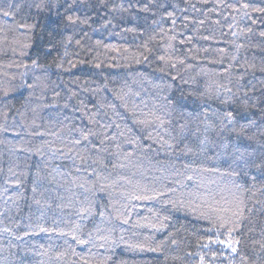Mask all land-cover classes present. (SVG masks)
<instances>
[{
    "label": "trees",
    "instance_id": "trees-1",
    "mask_svg": "<svg viewBox=\"0 0 264 264\" xmlns=\"http://www.w3.org/2000/svg\"><path fill=\"white\" fill-rule=\"evenodd\" d=\"M240 2L0 0V13L13 14H0V73L16 76L8 81L0 75L11 88L7 97L0 94V264H83L80 256L107 264H199L201 255L205 264H264V169L254 166L264 161V13L250 8L243 16L228 7ZM243 2L264 7V0ZM121 4L124 10H111ZM67 15L87 23L67 25ZM21 23L35 25L25 57L11 51L13 41L25 39L17 27ZM69 37L72 43L65 48ZM144 43L153 52L148 61L137 63ZM238 44L244 47L237 52ZM234 54L236 65L229 68ZM159 55L176 68L155 58ZM221 57L223 64L212 63ZM37 58L40 69L13 64ZM58 60L70 70L58 69ZM226 68L231 78L221 75ZM193 78L195 85L184 83ZM209 80L232 87V93L221 91L234 102L188 95L204 92ZM133 109L155 112L164 126L135 125ZM226 111L233 112L235 123L223 127ZM241 127L245 131L239 135ZM89 131L91 143L73 142ZM233 168L246 173L235 179L251 189L245 198L254 205L236 233L245 260L212 245L213 260L201 247L212 236L208 222L164 201L199 203L197 195L231 186L232 178L223 173ZM165 186L176 191L160 200L134 199ZM74 231L98 242L107 236L116 245L107 251L93 247L89 253L71 235L60 234Z\"/></svg>",
    "mask_w": 264,
    "mask_h": 264
},
{
    "label": "snow or ice",
    "instance_id": "snow-or-ice-1",
    "mask_svg": "<svg viewBox=\"0 0 264 264\" xmlns=\"http://www.w3.org/2000/svg\"><path fill=\"white\" fill-rule=\"evenodd\" d=\"M207 2V0H205ZM229 8L232 9L233 12L240 13L243 11V16H248L249 15V9L251 8L252 12H258V13H264V7H252L249 3L241 2L239 3V6H235L232 4L228 5ZM119 10H124L123 5H119L117 7H113L111 10L112 11H117ZM142 11H148L147 7H144L141 9ZM3 16L5 17H12V12L11 11H2ZM169 17L172 16V13L167 14ZM65 20L67 22V25H75L78 22L81 24H86V20H81L79 17H74L73 15H67L65 17ZM233 20H235V17H233ZM171 23L173 25L176 24V20L172 19ZM203 23V21H201ZM19 29H22L23 32L21 33L22 36H25V39L23 40H15L13 41V47H11V51L14 56L17 57H25L28 55L27 50L32 47L31 43L29 42V34L34 30L35 25L32 24H27V23H21L17 25ZM248 32H251V29L247 30ZM235 35V33H234ZM260 35L264 37V32H261ZM209 37H204V39H208ZM170 39H174V37H170ZM149 40H155V37L150 36ZM72 43V39L69 37L67 38V43L65 44V48L67 47V44ZM99 43V42H97ZM183 43V41H181ZM77 44H79V41H77ZM55 45L50 46L47 49V53L51 54L53 51ZM142 47L145 49L143 53H139V58L136 60L137 63L140 62H146L149 60V56L152 54L153 49L149 47L148 43H144ZM170 47V45H169ZM244 47L243 44H238L236 45L237 52L240 48ZM127 51V49H125ZM207 51V50H206ZM223 51V50H221ZM65 55H67V52H65ZM78 55V54H77ZM134 56L136 54H133ZM156 59L165 62L168 64L170 68H176L175 63H170L166 60V55H159L155 57ZM82 62V61H81ZM237 62V55L234 54L230 58V64L229 68L233 67L236 65ZM71 67H76V63L73 61H69ZM180 64H183L184 61L180 60ZM212 63H224V58L221 57L218 60L212 61ZM13 64H15L18 68H23L25 70L31 68V69H40L43 67L40 62L39 58L33 59L31 63H25L21 59H16L13 61ZM13 65L9 64L6 65V67L11 68ZM56 67L58 69L64 70V71H69L70 69H67L64 67V61L63 60H58L56 61ZM94 67L100 68L101 63L97 62L94 64ZM250 67H255L254 65ZM229 68H226L224 73H221V75H226L229 78H231V73L229 72ZM161 71H164L165 69L162 67L160 69ZM261 71H264V68L260 69ZM27 73H21V76L26 75ZM0 75L4 76L7 78L8 81H12L16 79L15 74L9 75L7 72H2ZM239 79H242L243 77L240 76L238 77ZM39 79V77H37ZM173 79H176L175 76H173ZM184 83H191L193 85L196 84L195 78H193L191 81L185 80ZM204 92L198 93L197 91H189L188 95L189 96H196L197 98H208V99H217L220 100L221 103L228 104L234 101H231L229 98H226L222 95L223 92L227 93H232L233 89L230 87L228 84H223V83H214L213 81L209 80L207 83L204 85ZM11 88L5 85V82L0 80V94H2L4 97H7L10 95ZM243 107L246 109L247 104L245 103ZM131 115H132V120L133 123L137 126H140L141 128L144 129H149L152 128L153 126L155 127H163L165 121L161 118V116L157 115L155 112H143V111H136V110H131ZM205 119H207V114L205 115ZM222 124L223 127H227L230 124L235 123V117L233 115L232 111H226L223 113V119H222ZM170 123V121H169ZM207 127H211V124L207 125ZM235 131V129H233ZM244 128L241 127L238 134L242 135L244 133ZM35 135H43L44 133L41 132H36L34 133ZM81 137L82 139H76L73 142L75 144H80L83 141H88L91 143L89 140V137L93 135L92 132H81ZM121 135H124V133H121ZM147 138L152 139L151 132L147 133ZM103 142V141H101ZM130 144H138V141L134 139H130L128 141ZM153 142H157L156 140H153ZM165 143L168 144L169 148L174 147L171 143H168L165 141ZM95 147V145H93ZM243 158V153H241L240 156H238L236 159L240 160ZM83 159V157H81ZM257 169V171H260L261 169H264V161H261L259 164L254 165ZM217 171H219L217 169ZM246 173L242 171H237L236 169H232L231 171H227L223 173V175H226L231 179V186L225 185L224 188H222L218 193L212 194L209 193L207 196H200L197 195V200L200 202L197 203L196 201H188L187 203L185 202L184 199H169L167 201H164V203L170 205L174 210H179L180 208H184L186 211L193 213L196 215L197 219H203L208 222L210 227L207 229L208 232L212 233V236L208 237L206 241L201 245L203 248H208L209 251L212 254L213 260L216 259L217 253L215 251H212L211 246L212 245H220L230 253H232L234 256L239 255L240 259L243 261L245 260V257L243 255H240L239 253V246L241 244V239L239 238L236 233L239 232L241 224L243 221L247 220L249 218V214L253 211V206H250L247 199L245 198V193L247 191H250L251 189L246 188L245 185L239 180L235 179L236 177H240L241 175H244ZM189 180L192 179L191 176L188 177ZM256 177L252 176L251 180L253 182L256 181ZM83 187V185H81ZM103 184H101V191H103ZM252 188H255L256 185L255 183L252 184ZM261 191H264V188L260 189ZM176 189H167L165 186L164 188L161 189H153L151 192L148 191H143L140 194H137L134 199L136 200H160L161 197H169L171 192H175ZM227 192L228 195H224L223 193ZM255 195V193H253ZM219 197V198H217ZM256 203H259V201H256ZM102 215V214H101ZM117 219H120L118 216ZM164 219H168L167 216L164 217ZM122 223H128L127 219L122 220ZM41 231H47V229L41 228ZM61 235H71L72 241H74L77 245L80 246H86L88 248L89 253H91V250L93 247H98L107 250H111L112 246L116 245V240L111 239L110 237L104 236L100 237L99 242L97 241L96 238H93L89 236L88 238H84L81 235H78L75 231L72 233H60ZM123 240V237L121 236L120 238ZM175 241H173L174 243ZM129 248L133 247H140V246H133L131 244H128ZM262 249H264V243L260 245ZM141 250H144L143 247H141ZM148 251H158L159 247H149L147 248ZM199 255V254H198ZM80 260L83 261V264H107L105 260H98V261H92L90 262L87 258L80 256ZM199 264H205L204 257L201 255L200 256V261Z\"/></svg>",
    "mask_w": 264,
    "mask_h": 264
}]
</instances>
